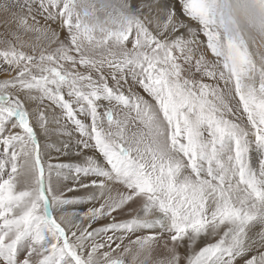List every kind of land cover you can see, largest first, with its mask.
<instances>
[{"label": "snow or ice", "instance_id": "snow-or-ice-1", "mask_svg": "<svg viewBox=\"0 0 264 264\" xmlns=\"http://www.w3.org/2000/svg\"><path fill=\"white\" fill-rule=\"evenodd\" d=\"M0 69V264H264V0H0Z\"/></svg>", "mask_w": 264, "mask_h": 264}, {"label": "rangeland", "instance_id": "rangeland-1", "mask_svg": "<svg viewBox=\"0 0 264 264\" xmlns=\"http://www.w3.org/2000/svg\"><path fill=\"white\" fill-rule=\"evenodd\" d=\"M4 75V73H3V70L2 69H0V76H3ZM40 142L43 144L44 143V139L42 138V137H40ZM52 155H54V156H52ZM51 157H52V161L51 162H59V161H64V157L63 156H57V154L54 152V151H52V154H51ZM54 158L56 159V160H54ZM45 162L47 163L48 162V156L46 155L45 156ZM64 162H66V161H64ZM65 183H68L70 186H71V181H66ZM80 206V207H79ZM82 207V208H81ZM72 208V209H71ZM77 209H79V210H84V206H82V205H75V206H69L68 208H67V210L68 211H73V210H77Z\"/></svg>", "mask_w": 264, "mask_h": 264}, {"label": "bare ground", "instance_id": "bare-ground-1", "mask_svg": "<svg viewBox=\"0 0 264 264\" xmlns=\"http://www.w3.org/2000/svg\"><path fill=\"white\" fill-rule=\"evenodd\" d=\"M43 138V137H42ZM51 154H52V152H51ZM52 156H54V155H52ZM54 160H56L55 158H54ZM53 163H55V162H53ZM80 207V206H79ZM82 208V207H81ZM72 209V208H71ZM77 210H79V209H77Z\"/></svg>", "mask_w": 264, "mask_h": 264}]
</instances>
